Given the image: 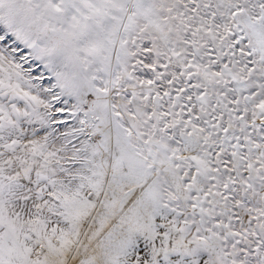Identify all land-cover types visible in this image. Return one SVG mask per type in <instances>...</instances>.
Segmentation results:
<instances>
[{
    "label": "snow or ice",
    "instance_id": "snow-or-ice-1",
    "mask_svg": "<svg viewBox=\"0 0 264 264\" xmlns=\"http://www.w3.org/2000/svg\"><path fill=\"white\" fill-rule=\"evenodd\" d=\"M0 264H264V0H0Z\"/></svg>",
    "mask_w": 264,
    "mask_h": 264
}]
</instances>
